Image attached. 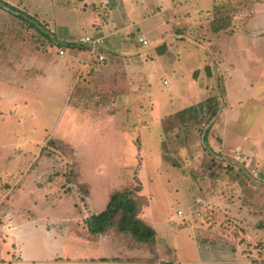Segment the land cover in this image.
Masks as SVG:
<instances>
[{
    "label": "rangeland",
    "instance_id": "374dc122",
    "mask_svg": "<svg viewBox=\"0 0 264 264\" xmlns=\"http://www.w3.org/2000/svg\"><path fill=\"white\" fill-rule=\"evenodd\" d=\"M4 1L15 9L0 5V209L14 200L53 227L73 226L130 189L165 260L264 264V0ZM229 15L215 32V19ZM86 34L105 38L103 62L79 44ZM74 57L111 70L90 68L76 84L75 66L60 68ZM72 81L68 102L79 114L70 128ZM208 99L215 105L196 117L177 114ZM236 149L257 177L232 158ZM13 233L6 255L17 264H61L43 228ZM102 242L82 248L117 252L115 240ZM218 246L237 256L222 261ZM151 252L148 262L164 264Z\"/></svg>",
    "mask_w": 264,
    "mask_h": 264
},
{
    "label": "crops",
    "instance_id": "0c3cea01",
    "mask_svg": "<svg viewBox=\"0 0 264 264\" xmlns=\"http://www.w3.org/2000/svg\"><path fill=\"white\" fill-rule=\"evenodd\" d=\"M211 1H213V0H211ZM217 3H214L211 6H213V7L218 6V5H220L221 2L218 5H217ZM211 6H207L208 8H205V10H208ZM239 34H240L239 31H235L233 34H230V35L239 36ZM105 46H106V43L101 49H99V53H101L100 51H104ZM95 53H97V51H95L94 53H90V54H95ZM94 56L96 57V55H94ZM74 58H75V60L63 61V64L60 65V68H62V67L66 68L69 65L73 64L75 66V75L73 77L75 78L74 80H75L76 84L80 83L79 82V80H81L80 75L82 73L86 72V70H88V69L91 70L92 68H95V69H92L91 71L94 72V74H96V76L97 75L100 76L102 74L107 75L109 73V71L111 70L108 68L109 67L108 63L105 65L100 63L99 65H96V66H93V65L90 66L86 63L81 62L79 60V58H76V57H74ZM97 60H98V58H97ZM225 64H226V62L224 63V65ZM77 68H78V70H77ZM113 74L114 75L118 74L117 77H120L121 79H123L125 77H127V78L130 77V79H131L130 73H127V72H121L120 71L118 73L115 72ZM102 76H104V75H102ZM72 83H73V81L68 84V89H65V91L67 93V99H66L65 103L68 104L67 106H69V107H70V105H69L68 100L70 98L69 97L70 95L68 96V93H70L72 90V88L70 89V86H74V85H72ZM72 95H73V91L71 93V97H72ZM79 104H80V102L77 99V102H75L74 105L76 106ZM76 108H78V107L77 106L75 108L70 107V109H68L69 111H68V114L66 116V120H64V122H63V126L70 125V122L72 119L74 121V117L76 116V114L77 115L79 114L78 110ZM107 109H108V107L106 108V111H107ZM87 122H89V121H87ZM73 126L70 125V128H73ZM59 129L61 131L62 127L59 126ZM69 131H71V130H69ZM59 134H62V133L60 132ZM63 137L65 138V136H63ZM59 138L62 139L61 137H59ZM107 201H108V197H107ZM99 204L101 206V209H99L95 213L100 212L106 206L105 203L102 204L100 202ZM28 210L29 209H27V207H23L22 205L16 204L14 202V200H12L10 204L6 205L5 207L3 206L0 209V214H1V218H2V224H0V239L3 242V244H0V260H2V262H0V264H2V263L11 264V262L16 263V264L19 263L17 260L14 262V260H12L9 257V254L6 255L8 253V249L6 248V246H9L8 244L13 245L16 243L14 233H13L14 229H24V228H27L29 226L34 227V228H38V229L39 228L44 229L45 235L47 236V240H50V242H51V246H55L58 249V253L54 252V255L52 257L55 260H59V263H61V264H151V262H148V257H147V256H149L147 253L148 247L144 246V247H140L139 249L133 248L129 243L124 242V238L121 236V234H113L111 232V230H109L103 234H90L87 231V229L85 228L84 220H82L79 223L76 222L72 226V225H69L63 219L62 221H58L59 223L62 222V225L53 227L52 223L53 222L56 223V221H49L48 218L44 215L30 216V215L26 214V212ZM92 213H93V211L90 209L89 212H87V214L84 216V219L89 214H92ZM139 216H140V218L143 219V212H141L139 214ZM143 220L145 221V219H143ZM147 224H149V223H147ZM151 226L154 227L153 225H151ZM154 229L156 230V241H155V246L153 247V249L157 253V256H159V253L157 251V248H158V246H157L158 245L157 227H154ZM177 232H179V230L174 231V233L176 235H177ZM89 240L91 242H94V243L97 241L109 242L110 240H115L117 252L112 256H105V255L99 256V255H91V254L88 255V253H89L88 250H85L82 247H83L84 243L90 242ZM198 246H199V243H198ZM205 248L213 250L212 246H210V245H206ZM218 248L220 249V252L223 253V254H220V256H221L220 259L222 261L230 262L228 259H233L235 256H237L236 255L238 253L237 251L236 252L233 251L235 254L234 257L231 255L226 256V255H224V253H226L225 250H223L222 247H219V246H218ZM150 254H152L151 250H150ZM5 256H6V258H5ZM36 257L37 256H35L33 258H36ZM240 257L242 259L244 258L243 253H241ZM117 258H119V259H117ZM159 258L163 263L167 262V260H165L163 257L159 256ZM14 259H16V258H14ZM131 259H133L134 261ZM3 260L5 262H3ZM195 261L198 262L196 259H195ZM212 262L214 263V261H212ZM215 262H217V261H215ZM48 263L50 264L49 260H48ZM175 263L180 264L178 261H176ZM246 264H251V263L246 262Z\"/></svg>",
    "mask_w": 264,
    "mask_h": 264
},
{
    "label": "trees",
    "instance_id": "16d2710c",
    "mask_svg": "<svg viewBox=\"0 0 264 264\" xmlns=\"http://www.w3.org/2000/svg\"><path fill=\"white\" fill-rule=\"evenodd\" d=\"M0 5H8L11 9H15L14 6L9 5L4 0H0ZM231 19V15L227 17H218L213 23V30L215 32H219L221 30L227 29L230 25L229 22H231ZM225 20L227 21L226 23ZM213 101L214 99H208L207 102H200L198 105H192L183 108L177 114L182 116L184 120L188 118L186 116L188 113H190V116L196 117L206 108H211L213 105H215V101ZM215 114L216 109L214 108L212 116ZM204 137L206 140V134H204ZM212 161L213 163L216 162L218 164L221 162L216 158H213ZM217 166H220V164ZM141 207L142 205L137 201L132 190L125 189L114 191L109 196L106 206L103 210L98 213L89 214L84 219L85 228L90 234H103L110 229L116 228V231L119 234H127L130 237L129 239L133 238L139 247L147 246L148 249L150 248L151 250L155 246L156 230L154 227L147 224L142 218H140L139 214L141 213ZM149 245L152 247H149ZM164 264L176 263L167 261Z\"/></svg>",
    "mask_w": 264,
    "mask_h": 264
},
{
    "label": "built area",
    "instance_id": "2783aa9c",
    "mask_svg": "<svg viewBox=\"0 0 264 264\" xmlns=\"http://www.w3.org/2000/svg\"><path fill=\"white\" fill-rule=\"evenodd\" d=\"M140 41L144 44L147 45L148 41L145 38H140ZM106 41L105 38L103 36H91V35H84L81 36L79 39V44L83 45V46H87L90 50V53H94L95 51H97V55L96 57L98 58V60L101 62L103 60H105V56L102 53H99V49H101L104 45H105ZM59 53L61 55H63L65 53V50L63 48H61L59 50ZM165 84L168 85V82L165 81ZM221 152V151H220ZM222 153V152H221ZM232 158L240 161L241 163L245 164L247 168L250 169L251 173L254 176H258L259 175V171L256 167L252 166L251 164L248 165L249 161H251L252 159L250 158V155L247 153H244L243 149H236V151L234 152V154H232ZM253 161V160H252ZM228 160H226V162H224L223 164L225 166H227L228 164ZM177 214L181 215L182 211H178Z\"/></svg>",
    "mask_w": 264,
    "mask_h": 264
}]
</instances>
